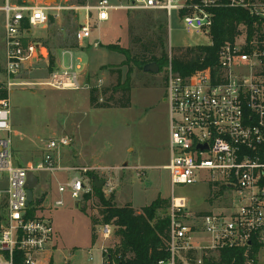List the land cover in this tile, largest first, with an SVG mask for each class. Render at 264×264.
<instances>
[{
  "label": "built area",
  "instance_id": "built-area-1",
  "mask_svg": "<svg viewBox=\"0 0 264 264\" xmlns=\"http://www.w3.org/2000/svg\"><path fill=\"white\" fill-rule=\"evenodd\" d=\"M46 1L5 0L0 9L5 41L0 90L7 92V98L0 99V132L10 133L11 90L24 85L20 76L43 55L31 43L32 30L44 29L62 10ZM217 9H240L249 23L240 25L233 43L220 47L214 68L181 77L173 72L170 56L164 68L169 155L163 169L170 182V256L156 264H189L188 253L196 254L192 264H204L203 257L222 250L248 252L253 245L264 249V0H87L75 9L83 14L74 34L79 45L91 40L93 20L102 24L119 12H161L168 23L175 12L187 32L207 35ZM48 86L79 90L77 74L52 73ZM71 144L68 137L53 139L40 160L16 166L10 138L0 137V264L50 263L55 231L42 216L46 198L33 202L32 195L27 204V177L32 174L37 186L36 174L57 176L56 207L63 206V196L82 201L92 192L87 174L96 169L63 165L60 151ZM69 172L76 175L68 177ZM102 181L104 196H111L114 187L109 180ZM196 184L215 190L212 199L226 197L228 205L221 203L216 211L202 215L188 211L187 200L176 197L174 188ZM102 226L100 236L105 242L111 232L109 225ZM103 264H108L107 256Z\"/></svg>",
  "mask_w": 264,
  "mask_h": 264
},
{
  "label": "rangeland",
  "instance_id": "rangeland-1",
  "mask_svg": "<svg viewBox=\"0 0 264 264\" xmlns=\"http://www.w3.org/2000/svg\"><path fill=\"white\" fill-rule=\"evenodd\" d=\"M4 1L0 0V7ZM83 1L87 0L46 1L48 5L57 3L62 10L51 17L44 29L32 30L31 43L43 55L20 76L24 85L11 90L10 133L0 132V137L10 138L16 166L40 160L51 140L68 137L72 140L71 154H78L80 163L95 167L93 173L100 181L109 180L112 184L117 207L130 204L133 209L140 210L158 197L169 200V173L163 169L169 155L164 69L151 74L143 72L140 63L119 67L125 58L107 47L117 45L128 49L132 56L150 59L152 54L144 52L152 34L149 17L154 20L164 18L167 57L183 53L184 50L175 54L178 49L209 45V33L187 32L175 12L171 14L170 23L161 12H119L113 13L109 21L102 24L93 20L91 40L79 45L74 34L83 14L78 15L75 9ZM159 55L157 50L154 56ZM4 61V15L0 12V86L4 82L1 74ZM48 62H51L50 70ZM129 68L133 86L130 106L124 109L91 108L90 90L101 91L114 85L117 73L112 71L120 69L124 79ZM64 71L77 74L79 90H57L48 86L52 73ZM97 99H103V96L97 95ZM67 152L69 148L60 151L62 158ZM66 175L72 177L76 173ZM36 176L39 184L32 190L33 202L40 196L46 198L42 216L52 223L60 249L56 252L49 247L52 263L103 264L106 256L113 255L118 241L113 226L109 225L111 234L104 242L100 236L103 226L92 224V217L98 219L97 199L92 197L84 204L63 196V206L56 207L54 202L60 198L56 191L57 176L49 173ZM85 181L89 183L88 179ZM174 193L176 197H184L188 211L195 214L216 211L215 207H222L221 203L228 205L224 196L212 199L210 194L215 190L204 184L176 186ZM224 193L230 195L229 191ZM256 260L257 264H264V249L258 252Z\"/></svg>",
  "mask_w": 264,
  "mask_h": 264
},
{
  "label": "trees",
  "instance_id": "trees-1",
  "mask_svg": "<svg viewBox=\"0 0 264 264\" xmlns=\"http://www.w3.org/2000/svg\"><path fill=\"white\" fill-rule=\"evenodd\" d=\"M83 4L84 1L81 5ZM214 14L215 18L209 30L211 44L174 51L177 54L184 50L179 55L171 56V67L174 73L181 77H187L196 71L213 69L220 47L225 42L233 43L240 25L249 23L246 12L240 9H217ZM148 20L152 34L148 38V46L145 47L144 52L152 54L151 58L132 56L128 49L109 45L107 47L109 51L118 53L125 58L119 67L140 63L142 70L143 66L155 63L161 72L167 66L168 57L165 50L167 31L164 18L163 20L159 18L154 20L149 17ZM157 50L160 52L159 57L154 56ZM51 62H48L49 70ZM112 72L117 73L114 85L101 91L90 90L91 108L124 109L130 106V93L133 88L131 69H128L124 79H122L120 69ZM97 95H102L103 99H97ZM4 98H7V92L0 90V99ZM93 177H96L93 172L87 174L92 192L84 195L82 202L86 204L92 197H95L98 219L92 217V224L111 225L115 228L114 235L118 245L113 255L107 256L108 264H156L158 261L168 260L170 256L167 249L170 235L169 200L158 197L149 206L140 210L133 209L130 204L117 207L114 205L113 195L106 198L102 190L95 189L92 182ZM92 238L94 242V230ZM261 248L260 245H253L248 252L238 248L226 249L213 256L203 257V261L204 264H246L248 260H252L253 264H257L256 258ZM195 258L196 254L194 253L186 255L189 264H192ZM49 264H53L52 261Z\"/></svg>",
  "mask_w": 264,
  "mask_h": 264
},
{
  "label": "water",
  "instance_id": "water-1",
  "mask_svg": "<svg viewBox=\"0 0 264 264\" xmlns=\"http://www.w3.org/2000/svg\"><path fill=\"white\" fill-rule=\"evenodd\" d=\"M143 72L151 73V74H158L159 68L155 63H149L143 66ZM93 186L97 190H102L104 186V181H100L97 177L92 178ZM37 179L32 175L29 174L27 177V204L31 203L32 201V190L36 187Z\"/></svg>",
  "mask_w": 264,
  "mask_h": 264
},
{
  "label": "crops",
  "instance_id": "crops-1",
  "mask_svg": "<svg viewBox=\"0 0 264 264\" xmlns=\"http://www.w3.org/2000/svg\"><path fill=\"white\" fill-rule=\"evenodd\" d=\"M1 7H0V9H1ZM71 147L72 146L68 147L69 148V152H67L68 154H66L67 157L65 156V158H62V155H61L62 163H64V164L67 163V165H72V166L91 167V166H88V165H86L84 163H80V161H79V158H80L79 155L78 154H73V155L71 154ZM91 168H95V167H91ZM53 249L56 252H58L60 250L58 248V244H57L56 238H54ZM51 261H53V257L52 256H51Z\"/></svg>",
  "mask_w": 264,
  "mask_h": 264
}]
</instances>
